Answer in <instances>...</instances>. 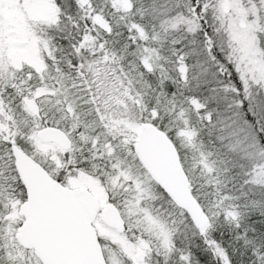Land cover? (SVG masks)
Instances as JSON below:
<instances>
[{"label":"snow or ice","instance_id":"obj_1","mask_svg":"<svg viewBox=\"0 0 264 264\" xmlns=\"http://www.w3.org/2000/svg\"><path fill=\"white\" fill-rule=\"evenodd\" d=\"M0 264H264V0H0Z\"/></svg>","mask_w":264,"mask_h":264},{"label":"trees","instance_id":"obj_2","mask_svg":"<svg viewBox=\"0 0 264 264\" xmlns=\"http://www.w3.org/2000/svg\"><path fill=\"white\" fill-rule=\"evenodd\" d=\"M215 235L217 236V238H218V239L220 238L218 233H217V234H215Z\"/></svg>","mask_w":264,"mask_h":264}]
</instances>
